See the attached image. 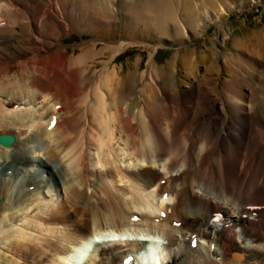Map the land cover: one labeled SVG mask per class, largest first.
I'll list each match as a JSON object with an SVG mask.
<instances>
[{"label": "bare ground", "instance_id": "obj_1", "mask_svg": "<svg viewBox=\"0 0 264 264\" xmlns=\"http://www.w3.org/2000/svg\"><path fill=\"white\" fill-rule=\"evenodd\" d=\"M259 3L0 0V135L16 138L12 147L0 146V198L12 196V179L13 187L25 179L14 199L25 206L0 204V247L8 245L22 264H117L145 236L127 237L150 231L171 246L182 234L185 244L173 254L159 248L162 257L153 247V264H264V33L234 42L244 75L224 27L233 9ZM120 17L132 37L153 31L180 48L165 66L152 56L144 73L124 76L111 64L134 39L102 48L95 41L79 54L62 42L83 26L109 35ZM212 24L220 36L192 46ZM28 143L32 160L49 170L35 168L33 178L23 176L32 173ZM50 180L65 198L39 213L41 193L57 191ZM25 208L31 218L18 221L44 237L21 230L12 241L7 219ZM216 213L229 222L221 230L211 223ZM110 229L123 233L110 240ZM101 240L109 243L97 252Z\"/></svg>", "mask_w": 264, "mask_h": 264}, {"label": "rangeland", "instance_id": "obj_2", "mask_svg": "<svg viewBox=\"0 0 264 264\" xmlns=\"http://www.w3.org/2000/svg\"><path fill=\"white\" fill-rule=\"evenodd\" d=\"M124 21L125 20L120 17V19L116 23H114V25H113L114 30H112L109 35H103L100 33H96L92 30H83L84 26H83V29H81V30L76 28L71 35L63 38L62 42H63V44H65L67 46V49H68L70 54H79L81 47L84 44L90 45L96 41L97 43L100 44L99 47L102 48L103 46H105L104 44L111 43L112 41L121 42L124 40L126 41L129 39H134L137 43H134V44L130 45L129 47L120 51L116 55L115 60L111 64V67L117 66L122 71V74L124 76L128 75L130 72H133V74H134L135 71H137V70H138V72L144 73V71H146L149 68L148 64H149V61H150L152 56H154L155 63L159 67H163L174 57L175 53L180 48L177 43H172L169 40L162 37L159 33H156L153 31L142 33L139 30H135V33H134L135 36L132 37V33L129 32V30L125 28L126 25H125ZM224 27L228 33V36L226 37V43H225L226 48L230 52V57L236 58V61H234V62H236L237 66H238L237 71L245 75L244 72L239 70L242 65H241V63H239V61L237 62V59H242V53L240 51H238L236 48H234V42L237 41L238 39L253 36L255 34L264 33V4H261V3L254 4L250 8H246L244 10H241L239 8L233 9L231 12L228 13L227 20H226ZM216 33H218V36H220L221 28L218 27L216 24H212L206 29L204 34L198 38L197 41L191 42V44H192V46L200 47V45L207 39L208 36L214 37ZM103 39L106 40L107 42L102 41ZM244 55H246V54H244ZM248 55H250V54H248ZM105 57L103 58L104 60H105ZM251 58L253 59V57H251ZM108 59H109V57L106 58V60H108ZM258 69L261 71L262 66H259ZM262 74H264V70H262ZM262 84L263 83L261 81L257 82L256 88H258L259 85H262ZM141 87H142V84H141ZM222 89H223V87H222V85H220L219 90H222ZM5 134H10V133L7 132ZM34 143H39V142H36L34 140ZM29 145H27V148L29 150H31V152H32L33 151V148H32L33 144L31 143ZM36 145H38V144H34V146H36ZM31 152H30V156H29V154H24V157H26L28 160L30 157V159L32 160L34 153L32 152V154H31ZM16 156H18V154L13 155L12 157H16ZM17 158H19V157H17ZM43 160L48 161V157L47 156L44 157ZM23 164L26 165L25 163H23ZM53 165L55 166V169L58 172L60 170L59 163L54 162ZM36 166H37V164L35 163V160L34 161L32 160L31 162L27 163V167L31 171H35V168L36 169L39 168V166H37V167ZM45 170L48 171L47 169H45ZM25 175H26V178H27V176H28V178L30 177L29 174H25ZM7 178H10V176H7ZM16 180H18V179H16ZM21 180H22V182H21ZM23 181H25V179L21 178L16 183L17 185H15L13 187V185H12L13 179H12V181L9 182V185H8V188L11 189L9 191V195L11 192L12 196L10 198H8V196L2 197L0 199V204H6V203L10 202L12 207L14 206L15 208H18V207L21 208L22 206H25V205H18V203H16L14 201V199H16V201H18V199L21 197V195H18V197H17V191L19 190V188L22 187ZM50 181L53 183V185L57 189L56 192L54 191L56 194L52 191L53 194H55L54 195L55 197L53 196L54 197L53 198L52 197L53 194L52 193L50 194V193H48L47 190H45L44 194L42 193L41 198H39V200H38V202H41V200H42L41 206L39 207V210H38L39 213L46 214V212H49V211H47V209L50 208V206L55 201L58 200V202H63V197L65 198L64 192H61V189H60L61 187L57 188V186L55 185L54 182L56 180H54V181L50 180ZM16 189H18V190L16 191ZM152 189H153V187L150 188V192L152 191ZM148 192H149V190H148ZM140 208L144 209V207H141V206H140ZM148 208H149V206L146 207V210H148ZM29 210L27 211L26 208L22 209L19 211L18 214L14 215V218L12 220H10L11 218L7 219V224H9L8 229H11V231H12V232L11 231L9 232L10 235L13 236L11 239L12 241L15 239L19 240V239H17L19 237L17 236L18 233L16 231H21V230L26 231L27 233H32V235L34 237H36L37 235L42 236V234L39 232L36 233L32 230H28V229L26 230V228L24 226H22V222L18 221V219L19 220L23 219L25 217V215H27L28 217L31 218L30 213L32 212V210L30 208H29ZM9 211H8L7 215L11 214V212H12V211H10V212ZM27 219L30 220L29 218H27ZM89 225L93 226L92 222ZM0 227H1V229L4 228V224L0 225ZM60 227H61V225H60ZM93 231L94 230H91V233ZM34 234H36V235H34ZM15 235L17 236V238ZM27 235H29V234H27ZM46 235H50V234H46ZM106 235L108 237V234H106ZM2 236L3 235H1L0 237H2ZM42 237H44V236H42ZM50 237L53 238L54 241L57 240L56 238H54L52 236H50ZM111 239H113V238H110V240ZM7 240H9V239H7ZM7 242H9V241H7ZM37 242H39V240H37ZM101 242H102V244L100 243V244L95 246V248H96V249L94 248L95 251L98 252L99 250L105 248L109 243L108 241H105V240H103V241L101 240ZM64 244H66V243H64ZM4 246H5V248H3ZM7 246L8 245H2L0 247V252H1L0 256L5 258V259H2L0 261V264H3V263L11 264L14 261L18 264H22L23 260L20 259L19 257L13 256L12 253H9L6 249ZM162 253H163V251L160 250L158 256L162 257ZM41 262L42 263L45 262L44 257H43V259H41ZM108 262H109L108 259H104L102 264H108Z\"/></svg>", "mask_w": 264, "mask_h": 264}, {"label": "water", "instance_id": "obj_3", "mask_svg": "<svg viewBox=\"0 0 264 264\" xmlns=\"http://www.w3.org/2000/svg\"><path fill=\"white\" fill-rule=\"evenodd\" d=\"M14 142V138L10 136H0V144H4L5 146L11 145Z\"/></svg>", "mask_w": 264, "mask_h": 264}]
</instances>
